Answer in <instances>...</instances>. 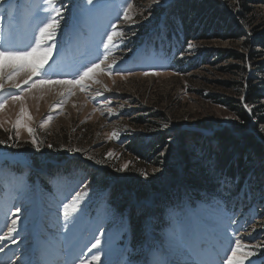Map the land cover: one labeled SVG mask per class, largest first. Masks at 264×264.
Wrapping results in <instances>:
<instances>
[{
    "label": "rangeland",
    "instance_id": "1",
    "mask_svg": "<svg viewBox=\"0 0 264 264\" xmlns=\"http://www.w3.org/2000/svg\"><path fill=\"white\" fill-rule=\"evenodd\" d=\"M13 1L4 0L0 5ZM215 1L226 14L209 13L212 4L196 12L191 22L190 16L182 22L178 13L188 15L192 7L202 6V0H161L158 4L152 0H93L92 4L57 0L62 17L52 42L56 47L45 66L53 80H71L85 66L103 59L102 41L112 31V24L124 35L116 38L117 46L101 65L105 68L115 60L111 73L90 74L82 81L83 91L79 86H71L69 92L67 85L60 91L58 84L45 85L25 91L15 102L9 99L0 110L1 156L22 155L36 169L49 161L58 164L43 183L30 171L0 165V236L17 220L15 231L0 240V264H79L80 260L87 264L93 255L100 256L95 264H153L154 254L161 251L169 264H219L226 252L231 254L227 250L230 244L234 246L235 238H241L248 248L264 245V162L254 158L239 185L242 192L232 188L223 207L216 205L218 201L192 197L181 182L184 166L176 164L177 178L171 179L165 164L170 152L178 156L175 147L181 145L183 135L192 141L191 134L198 129L213 134L233 131L236 101L250 114H246L250 121L247 132L264 147V124L258 126L244 104L250 86H264V52L259 46L264 43V0ZM128 3L133 4V21L121 19ZM28 4L33 18H29L30 27L19 33L26 47L48 15L44 0H28ZM245 14L249 23L239 22L234 30L229 17ZM4 17H12V12H1L0 18ZM224 23L232 31L228 37L241 32L246 38L197 39L221 35ZM186 28L194 32L188 34ZM17 33L11 34L15 40ZM76 41L79 45L72 46ZM189 43L194 45L192 49ZM0 45L7 47L3 36ZM134 46L140 60L130 56ZM232 57H242L243 62ZM59 68L67 75L61 76ZM243 68L246 84L239 93L237 73ZM22 80L21 75L17 77V82ZM3 89L0 100L11 90L17 91L11 82ZM262 99L260 105H264V96ZM42 102L45 106L40 110ZM18 119L22 123L15 127ZM136 119L143 124H136ZM196 139L194 152L198 153V144L204 140ZM204 142L219 152L214 140ZM129 143L150 147V151L145 149V158L138 159L131 149L123 150ZM234 147L225 154H233ZM242 147L240 144L238 149ZM121 168L124 170L118 171ZM92 172L96 173L94 182ZM128 185L147 189L146 199L137 202ZM77 194L76 211L70 210L66 220L64 205L71 206ZM150 202L159 208L151 207ZM141 206L147 211L139 226L144 232L135 235L131 218L143 215ZM97 238L101 243L93 249ZM126 241L132 247L130 253L125 251ZM257 251L264 252V248Z\"/></svg>",
    "mask_w": 264,
    "mask_h": 264
},
{
    "label": "trees",
    "instance_id": "2",
    "mask_svg": "<svg viewBox=\"0 0 264 264\" xmlns=\"http://www.w3.org/2000/svg\"><path fill=\"white\" fill-rule=\"evenodd\" d=\"M201 4H202L201 7H199V5L198 6L196 5L195 8L192 7L188 11V15L186 16H182L181 12L178 13L179 20L184 22L186 20V17L190 16L189 21L191 22V19L193 15H195L196 12H198L199 10H202V8H204L205 6H206L205 8H208L212 4L214 5V7H212L209 10V13L214 14V15L219 14L221 16H223L222 14L225 13V11L222 10V7H220L218 3L216 4L215 0H202ZM163 10L164 9H162V11ZM224 16H227V15H224ZM229 18L231 20V23L234 26V30L235 29L238 30L237 24L239 22L243 24L247 22L248 24L249 19H250V17H247L246 14L243 16H238V18L236 19L233 18L232 16H230ZM226 24L225 23L222 24L223 26L220 29V32L222 33V34L220 33L221 35H219V32H218V34L216 35H212V34L203 35L202 37H199L197 39L203 40V41H210L214 39H224V38L225 39L246 38L245 34L241 32H237V33L234 32L233 37H230V35L228 37V34L232 33V31L230 29V25L228 26ZM185 30L188 34H192L194 32L193 29L186 28ZM223 34H225L226 37L223 36ZM259 46L264 52V43H260ZM232 58L234 59L237 58L240 62H243L242 57H232ZM237 74L239 77H238L237 85L235 86V88L240 93L243 89V85L246 84V81L244 80L245 79L244 68L239 69ZM263 96H264V86H261V85L250 86V89L245 96V102H244L245 108L246 107L250 108V110L252 111L253 119L258 121V124H257L258 126L264 124V117H263L264 105H260V101L263 100L262 99ZM233 107H234L235 116L237 118V121L234 124L233 131H229V130L215 131L214 134L209 137H202L198 133L191 134V137H194L195 139L203 138L202 140L204 141L214 140V144L216 145L215 148L219 150L218 153L214 151L215 149H213L210 146V144L208 143L206 144V142L201 141L200 139H198L201 142V144H198L200 148V152L195 153L194 152L196 150L195 148L196 144L194 142L195 139H192V141H188L187 140L188 137L186 138V136L183 135V139L181 140L182 142L181 145L179 146L177 145L175 147L177 150L178 156L170 152L168 154V158L165 159L166 161L165 164L167 167L169 178L171 179L177 178L176 172L174 171V167L176 164L181 163L184 166V171H185V173L181 177V182L184 184L188 193H190L192 197H195V199H200V200L205 199L206 202L218 201L219 203H217L216 205L220 207H223L225 205L227 194L229 191H232L233 189H235L238 192H242V190L239 189V185L240 183H242L241 180L245 179L247 172L250 169L251 162H254V158L255 160L257 159L259 162H264V147L261 144H259V142L256 139H254V137L251 134L247 132L250 121L244 111V107L240 103H238V101L233 102ZM256 108H259L257 109V111L260 113V115L256 114V111L254 110ZM135 123L138 125H140V123L143 124V122L139 121L138 119H136ZM201 127H203L205 130L206 129L209 130L208 126L202 125ZM236 134L238 136H236ZM161 138L159 137V139ZM185 144H188V145L191 144L192 146L191 148L189 146L185 147ZM240 144H243V147L238 149V146ZM224 146H226L225 149H224ZM230 146L231 147L235 146L233 150L234 153L230 155H226L225 152L231 149ZM130 149L132 150L133 155L138 159L145 158L146 156V153L144 152L145 149L147 150V152L150 151L149 150L150 147H147V146L138 148V147H134L131 144L129 146L125 144L123 150L126 151ZM177 157L178 158L180 157L182 159L181 162L177 160ZM197 160H200V162L196 164H192V162L197 161ZM209 165L211 167L210 171L207 170ZM260 168L261 167H259L258 169ZM192 170H196V171H194V173L190 175L189 172H191ZM214 172H217L218 174L214 175L216 174ZM257 172L258 170L256 171V173ZM92 173L93 174L90 177L91 179H93L92 181L94 182L96 180L95 178L96 176H94V174L96 173L95 172H92ZM238 180L239 182H236ZM228 183H231V185H228ZM97 186L100 187L102 185H97ZM128 188H130L129 191L132 190L133 193H135L134 196L132 195V193L129 195L133 196L137 200V202H142V200L146 199L147 192H148L147 189L145 188L143 189L142 187H138V186L132 187L129 185H128ZM50 192H51V188H50ZM198 192H202V193L204 192V193L200 195V193ZM244 194L246 198L247 193H244ZM154 204L156 206V202ZM141 209L143 210L142 216L137 215V217L131 218V220H133L131 221V229L133 230L132 232L135 235L140 234V231L144 232L143 229L139 230V226L143 224V218H144L143 216H144L146 209H143L142 206H141ZM151 233L153 234V232ZM143 238L144 236H142V239ZM133 240L134 239L132 237L130 242H132Z\"/></svg>",
    "mask_w": 264,
    "mask_h": 264
},
{
    "label": "snow or ice",
    "instance_id": "3",
    "mask_svg": "<svg viewBox=\"0 0 264 264\" xmlns=\"http://www.w3.org/2000/svg\"><path fill=\"white\" fill-rule=\"evenodd\" d=\"M4 0H0L3 3ZM161 0H152V3H160ZM47 5L43 10L48 13L45 22L39 26L38 30L35 32L33 37V42L25 48H14V47H4L0 45V90L4 88L6 82H11V87L15 88L17 91L15 93H9L8 97L0 100V110H2L8 103L9 99L15 102L22 98V94L25 91H31L33 88L43 87L45 85L60 84L67 85L69 87V92L71 91V86H79L81 91L84 90V85L82 81L90 78L92 73H102L108 75L112 71L113 65L116 63L112 60L108 63L105 68H101L102 64L108 61L109 55L111 53V48L116 47V38L123 37V32L118 30L116 24H112V31L106 34V39L102 41L103 48L105 50L103 59L98 62H92L90 65L85 66L82 71H79L76 76L71 80H53L49 77L46 65H48L49 60L52 56L53 49L56 47L53 41L56 39L57 30L60 27V18L62 17V5L57 6V0H44ZM88 4H92L93 0H87ZM133 4L128 3L123 9V16L121 19L124 21H133L134 17L131 15V9ZM193 44L189 43L188 48L192 49ZM24 74V79L21 82H17V77ZM143 75H158L154 72H144ZM35 77V79H33ZM98 82V81H94ZM23 85H28L27 88H23ZM243 99V97H242ZM22 114H23V110ZM31 117H29L30 119ZM22 121L18 119L15 122V127H19ZM166 126V125H165ZM27 131L29 135H32V129L28 128ZM264 131V128L261 129ZM115 133L112 134L115 137ZM33 144L35 146V139L33 138ZM37 150H39L37 148ZM111 155V153L109 154ZM91 159V157H87ZM99 163V161H97ZM126 167V166H125ZM124 169H118V171H123ZM146 175V174H144ZM79 194L72 198L73 203L71 206L69 204L64 205V216L67 220L69 217L70 210L72 212L76 211V203L78 202ZM19 211V209H17ZM17 220L13 219L11 224L8 226V233L4 236H0V240L8 239L12 232L16 229ZM101 241L96 239L95 243L91 245V248H98ZM264 248V245H252L248 248L241 238H235L234 246H229V251L231 254L225 253V257H222L219 264H244V260L248 258V264H264V252L257 251L258 249ZM191 251L190 249H186ZM2 251V249H0ZM100 260L99 255H93L87 264H95V262ZM79 264H85L84 260H80ZM153 264H169L166 255L163 251L154 254Z\"/></svg>",
    "mask_w": 264,
    "mask_h": 264
},
{
    "label": "bare ground",
    "instance_id": "4",
    "mask_svg": "<svg viewBox=\"0 0 264 264\" xmlns=\"http://www.w3.org/2000/svg\"><path fill=\"white\" fill-rule=\"evenodd\" d=\"M21 76L23 77V79H24V74L23 73H21ZM60 87V88H58L59 89V91L60 90H62L64 87H65V85L63 86V85H57L56 87ZM57 89V88H56ZM42 93V92H41ZM41 93H35L34 95L35 96H39ZM46 101V100H45ZM44 104H43V102H42V105H41V107H40V110H42L43 108H44ZM42 112V111H41ZM5 158V160H3ZM0 162H12V163H18V164H26L27 163V161H26V159L22 156V155H17V156H15V157H13V156H9V157H0ZM55 254H56V252H55Z\"/></svg>",
    "mask_w": 264,
    "mask_h": 264
},
{
    "label": "water",
    "instance_id": "5",
    "mask_svg": "<svg viewBox=\"0 0 264 264\" xmlns=\"http://www.w3.org/2000/svg\"><path fill=\"white\" fill-rule=\"evenodd\" d=\"M246 114L248 115V116H250V114L249 113H247L246 112ZM199 130V129H198ZM198 130H195L196 132H199ZM202 130H204V129H202ZM195 131H193V132H195ZM213 133V132H212Z\"/></svg>",
    "mask_w": 264,
    "mask_h": 264
}]
</instances>
